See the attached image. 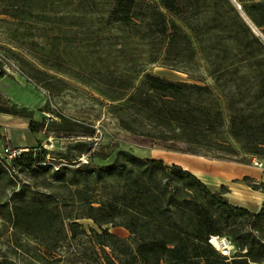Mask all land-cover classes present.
<instances>
[{"label":"trees","instance_id":"16d2710c","mask_svg":"<svg viewBox=\"0 0 264 264\" xmlns=\"http://www.w3.org/2000/svg\"><path fill=\"white\" fill-rule=\"evenodd\" d=\"M157 1L162 10L147 0H0V14L61 30L91 27V15L101 13L105 23L147 45L145 60L151 63L185 65L200 50L219 92L209 84L154 73H145L133 86L137 71L95 69L91 77L96 89L114 102L118 125L163 149L196 153L194 148L202 147L264 157V0H235L240 9L233 0ZM206 37L210 39L204 42ZM67 38L53 35V41ZM52 63L62 64L57 58ZM29 77L50 86L38 74ZM0 113L29 118L32 130L44 127V121L32 119V110L1 92ZM58 116L59 127L74 131L78 125L89 136L95 132ZM5 145L21 150L14 156L0 151L3 172L50 174L69 189L63 201L53 194L25 195L23 188L0 200V219L45 251L58 253L53 258L57 262L69 243L83 235L88 248L81 254L91 264H264V202L257 211L234 205L225 196L226 186L213 191L178 164L124 148L100 154L83 142L79 153L89 151L90 162L69 159V165H62L55 160L51 165L32 148ZM94 157L104 162H93ZM82 218L91 219L96 228L81 227ZM115 227L128 235L119 236L111 230ZM212 236L227 237L234 254H222L209 241ZM33 256L40 264H53L42 251L34 250Z\"/></svg>","mask_w":264,"mask_h":264},{"label":"rangeland","instance_id":"374dc122","mask_svg":"<svg viewBox=\"0 0 264 264\" xmlns=\"http://www.w3.org/2000/svg\"><path fill=\"white\" fill-rule=\"evenodd\" d=\"M147 1L162 10L157 0ZM91 17V27L59 30L45 26L42 22L29 24L0 14V73H4V78L0 80V87H4V92L1 89L0 92L9 101L32 110V119L44 121L42 129L32 130L29 127V118L0 114V148L5 142L17 147L32 148L40 154L44 162L51 165L55 160H59L62 165H69V159L90 162L89 151L79 153L84 148L81 145L83 142L89 143L90 151L100 154L119 147L141 156H150L152 148L161 149L148 137L126 131L118 125L116 112L112 108L114 102L96 89L97 82L91 77V71L95 69L113 74H133L137 71L138 77L133 81V86L145 73H154L172 80L209 84L217 92L220 91L210 74V63L200 50L193 62L185 65L147 62V45L141 40L135 36H127L125 30L105 23L101 13H95ZM54 34L60 37L67 35V41H53ZM73 38L75 40L71 41ZM209 39L206 37L204 42ZM54 58L59 59L62 64L52 63ZM242 70L247 71L245 68ZM31 73L49 80L50 86L46 88L44 83H36L29 77ZM58 114L79 125L92 126L95 129L94 134H82L78 125L73 127L74 131L59 127L57 124L62 121ZM230 141L239 147L236 142ZM182 146L187 148L185 144ZM198 148L202 149L195 147L196 153ZM218 153L229 159L252 162V156L241 152ZM112 155L104 161L110 160ZM104 161L93 158V162ZM9 176L0 169L2 201L8 200L19 188H23L25 195L53 194L62 201L68 194L69 189L59 186L58 181L50 174L33 177L24 171H17ZM99 193L96 189L95 194ZM78 222L87 230L89 227L96 228L91 219L82 218ZM111 230L122 237L128 235L121 227ZM81 237L80 241L72 240L61 252L65 256L58 263L53 260L59 256L58 253L45 251L27 236L14 232L13 228L0 219V262L40 264L33 256L34 250H39L49 260H53V264H91L90 259L81 254L88 248L86 238L83 235ZM222 238L225 240L221 242ZM216 244L219 247L226 246L228 257L235 252L234 245L225 236L219 237ZM215 248L218 249L216 246Z\"/></svg>","mask_w":264,"mask_h":264},{"label":"crops","instance_id":"0c3cea01","mask_svg":"<svg viewBox=\"0 0 264 264\" xmlns=\"http://www.w3.org/2000/svg\"><path fill=\"white\" fill-rule=\"evenodd\" d=\"M0 75L2 80L4 73ZM0 89L4 92V87ZM7 146L2 145L0 151ZM10 146L17 147L11 144ZM200 149L198 148L197 153H186L152 148L149 155L168 164H178L193 172L213 191L224 185L225 196L232 204L251 211L259 210L264 202V157L252 156V160L262 163L261 166H257L250 161L222 157L215 150Z\"/></svg>","mask_w":264,"mask_h":264},{"label":"built area","instance_id":"2783aa9c","mask_svg":"<svg viewBox=\"0 0 264 264\" xmlns=\"http://www.w3.org/2000/svg\"><path fill=\"white\" fill-rule=\"evenodd\" d=\"M20 150H21V148H18V149H12V150H11L10 148H4V149H3V151L8 152L10 156H14V155L18 154ZM252 163H253L254 165H257V166H261V165H262V163L259 162V161H257V160H252ZM212 238L219 239V236H212V237L210 238V240H209L213 245H215V244L212 242ZM223 239H224V238H222L221 240H223ZM224 240H225V239H224ZM227 242H228V241H227ZM215 246H216V245H215ZM216 247L219 249V251H220L222 254H224V255H227V254H228L227 249H225L226 246L219 247V245H218V246H216Z\"/></svg>","mask_w":264,"mask_h":264},{"label":"water","instance_id":"95a60500","mask_svg":"<svg viewBox=\"0 0 264 264\" xmlns=\"http://www.w3.org/2000/svg\"><path fill=\"white\" fill-rule=\"evenodd\" d=\"M234 4L236 5V7L238 9H240V6L236 3L235 0H233ZM241 15L244 17V19L246 20V22L249 24V26L252 28L253 32L256 35H260L259 31L256 29V27L248 20V18L246 17V15L240 10Z\"/></svg>","mask_w":264,"mask_h":264},{"label":"bare ground","instance_id":"6f19581e","mask_svg":"<svg viewBox=\"0 0 264 264\" xmlns=\"http://www.w3.org/2000/svg\"><path fill=\"white\" fill-rule=\"evenodd\" d=\"M216 241H217V239L215 240V243H216ZM223 240H221V242H222Z\"/></svg>","mask_w":264,"mask_h":264}]
</instances>
